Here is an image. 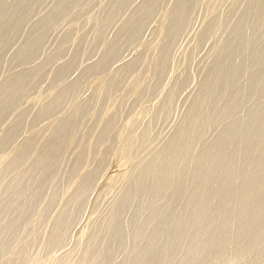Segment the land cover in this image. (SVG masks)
Returning <instances> with one entry per match:
<instances>
[{
  "label": "bare ground",
  "instance_id": "bare-ground-1",
  "mask_svg": "<svg viewBox=\"0 0 264 264\" xmlns=\"http://www.w3.org/2000/svg\"><path fill=\"white\" fill-rule=\"evenodd\" d=\"M135 1L0 0V264H264V0Z\"/></svg>",
  "mask_w": 264,
  "mask_h": 264
},
{
  "label": "rangeland",
  "instance_id": "rangeland-1",
  "mask_svg": "<svg viewBox=\"0 0 264 264\" xmlns=\"http://www.w3.org/2000/svg\"><path fill=\"white\" fill-rule=\"evenodd\" d=\"M138 2H139V0H137V1H135L134 3H133V5H132V7H135L136 6V4H138ZM111 4V0H106V2L102 5V7H100L99 9L98 8H95V9H90L89 11H88V14L91 16V18H90V23L88 22L86 25H84L85 27H81L82 26V19L81 18H76V17H72L70 20H69V22H70V25H72L71 27H72V29L73 30H75V33H73V35H72V38L70 39V40H72L70 43H68V44H65V45H63V49L65 50V51H67L66 52V56L64 57V59H62V60H67L68 59V57L70 56L69 55V53L71 54L72 53V48H73V50L75 49L74 48V45H72V44H74V40H77V38H79L81 35H82V33H84V34H88L87 35V40H88V45L86 44V46L84 45V48H83V55H89V54H92V52H93V45H94V42L96 41V32H95V30L98 28V25H99V23H100V19L104 16V14H105V9L109 6ZM127 14V13H126ZM126 14H124V15H122V18H124L125 16H126ZM93 18V19H92ZM93 20V21H92ZM96 23V24H95ZM93 24H95V25H93ZM98 24V25H97ZM87 27V28H86ZM89 27V28H88ZM117 27V26H116ZM94 28V29H93ZM85 29V30H84ZM76 35V36H75ZM105 41H103L102 42V48H103V50L108 46V44H109V38H106V39H104ZM104 43V44H103ZM54 45L55 46H58L56 43H54ZM54 45H53V47L52 48H50V49H53L54 48ZM66 45H67V47H66ZM70 46V47H69ZM49 49V50H50ZM69 50H70V52H69ZM51 51V50H50ZM98 56L99 55H95L93 58H95V59H93L92 61H96L97 60V58H98ZM61 61V60H60ZM83 66V65H82ZM81 66V67H82ZM49 70H50V68H48ZM46 70L47 71V73L45 74V77H44V79H43V84L42 83H40L41 85H39L38 86V89H36V90H39L41 93H45L46 95H47V93L49 94V95H53L58 89H59V87L60 86H53V85H51V83H50V77H51V75H52V72H53V68L51 69V71H49V70ZM78 71V70H77ZM49 72H50V75H48L49 74ZM46 80V81H45ZM45 82V83H44ZM67 81H65V83H66ZM52 86H53V88H52ZM52 89V90H51ZM43 90V91H42ZM52 93V94H51ZM3 187H1V189H0V195H1V197L0 198H2L4 195H3V189H2ZM45 225H46V223H44L43 222V224H42V226L40 225V228H42L43 230H45L44 229V227H45ZM34 232V231H33ZM33 232H31L32 234H33V236H32V234L31 233H27V234H29V236L27 235V234H25V235H23L22 236V238H25V241H24V239H23V242H22V244H27V243H29L30 242V240H31V242L34 240V241H36L35 240V238H37V233L35 232V234L33 233ZM30 234H31V236L34 238H32L31 236H30ZM34 235H35V237H34ZM24 236H27V237H29L28 239H29V242H27V240H26V238L27 237H24ZM33 239V240H32ZM33 257H34V255H32ZM31 256V257H32Z\"/></svg>",
  "mask_w": 264,
  "mask_h": 264
}]
</instances>
